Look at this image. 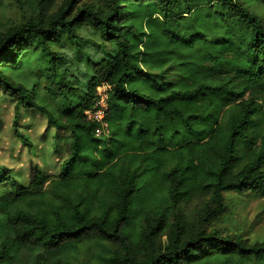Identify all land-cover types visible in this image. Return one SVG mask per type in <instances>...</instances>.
Masks as SVG:
<instances>
[{
	"label": "trees",
	"instance_id": "16d2710c",
	"mask_svg": "<svg viewBox=\"0 0 264 264\" xmlns=\"http://www.w3.org/2000/svg\"><path fill=\"white\" fill-rule=\"evenodd\" d=\"M79 1L52 11L55 0H39L35 16L0 36V89L15 101L17 136L31 146L17 130L23 108L66 131L67 143L57 173L33 168L21 184L0 168L8 190L0 215L12 229L0 264L31 247L35 264H50L87 243L103 264L263 263L264 242L210 229L225 193L264 198L261 17L238 0H104L73 14ZM84 27L111 49L69 65L52 47L63 35L78 43ZM41 57L47 94L62 109L51 111L30 80ZM101 85L109 87L103 135L85 114ZM199 195L207 199L190 221L181 205Z\"/></svg>",
	"mask_w": 264,
	"mask_h": 264
},
{
	"label": "rangeland",
	"instance_id": "374dc122",
	"mask_svg": "<svg viewBox=\"0 0 264 264\" xmlns=\"http://www.w3.org/2000/svg\"><path fill=\"white\" fill-rule=\"evenodd\" d=\"M238 2L247 6L264 22L263 4L255 0H238ZM62 3L63 0H55L51 10H57ZM38 5L39 0H0V36L35 16ZM76 5L73 14L82 5L94 9L102 8L104 0H80ZM77 35L81 38L76 44H72V41L63 35L62 40L52 47L57 55L61 54L69 58V65L73 66L78 57L94 58L102 54V49H111L110 45L105 44L99 34L90 27L80 29ZM31 66L33 71L29 74L30 80L37 81L39 100L45 101L51 111L64 108L62 102L56 101L47 94V91L53 87L52 80L48 77L49 72L46 71L49 67L48 59L46 57L35 59ZM7 73L15 76L14 72ZM15 115V101L5 97L0 89V168H9L17 182L21 184L28 182L29 172L33 168L49 173L59 172L61 163L67 157L66 131L50 128L45 116L22 108L18 115L17 130L27 137L31 143V146H28L15 132L13 126ZM256 131L260 132L261 126L257 127ZM104 132H107V129ZM246 151L247 145L242 143L239 168L247 163ZM7 192L5 186L0 185V195ZM206 199V196L199 195L189 202L182 203L183 212L188 220H198L199 208ZM210 229H218L223 235L241 236L252 243L264 242V198L251 191L225 193V210L210 222ZM10 235L12 229L6 217L0 215V243ZM107 248L113 249L110 245H107ZM98 252V248L93 244H82L76 252L64 255L59 261L50 264H103L97 258ZM38 254L37 248H27L1 264H35Z\"/></svg>",
	"mask_w": 264,
	"mask_h": 264
},
{
	"label": "built area",
	"instance_id": "2783aa9c",
	"mask_svg": "<svg viewBox=\"0 0 264 264\" xmlns=\"http://www.w3.org/2000/svg\"><path fill=\"white\" fill-rule=\"evenodd\" d=\"M108 88L109 87L106 85H101L97 88V99L95 101V104L92 109H89L85 112L88 119L94 120L101 124L99 134H101L105 131V129L108 128L107 124L104 121L105 112L108 104Z\"/></svg>",
	"mask_w": 264,
	"mask_h": 264
}]
</instances>
